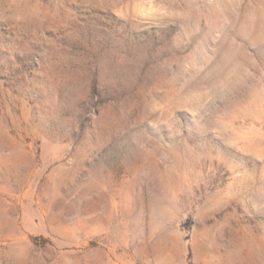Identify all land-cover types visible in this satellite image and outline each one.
Masks as SVG:
<instances>
[{"label": "rangeland", "instance_id": "rangeland-1", "mask_svg": "<svg viewBox=\"0 0 264 264\" xmlns=\"http://www.w3.org/2000/svg\"><path fill=\"white\" fill-rule=\"evenodd\" d=\"M0 264H264V0H0Z\"/></svg>", "mask_w": 264, "mask_h": 264}]
</instances>
